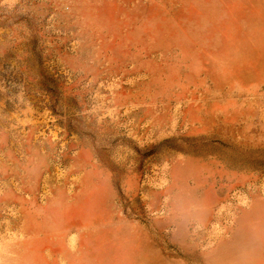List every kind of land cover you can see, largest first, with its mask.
<instances>
[{
    "label": "rangeland",
    "instance_id": "374dc122",
    "mask_svg": "<svg viewBox=\"0 0 264 264\" xmlns=\"http://www.w3.org/2000/svg\"><path fill=\"white\" fill-rule=\"evenodd\" d=\"M0 264H264V0H0Z\"/></svg>",
    "mask_w": 264,
    "mask_h": 264
}]
</instances>
